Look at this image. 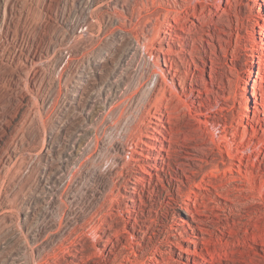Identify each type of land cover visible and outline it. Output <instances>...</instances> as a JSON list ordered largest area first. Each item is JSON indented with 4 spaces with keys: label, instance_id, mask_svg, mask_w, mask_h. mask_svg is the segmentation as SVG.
<instances>
[{
    "label": "rangeland",
    "instance_id": "374dc122",
    "mask_svg": "<svg viewBox=\"0 0 264 264\" xmlns=\"http://www.w3.org/2000/svg\"><path fill=\"white\" fill-rule=\"evenodd\" d=\"M131 1L127 2L130 9L135 0ZM211 1L197 9L220 11L215 7L219 0ZM160 2L167 5L173 0H159L157 7L151 4L150 12L144 11L140 18L141 26L158 12L163 16ZM112 7L111 0H0V67L5 72L0 74V108L7 110L4 117L11 122L8 127L0 123V142L10 139L3 145L4 151L0 145V264H264V43L260 39L264 37V0L256 4L254 0H234L233 6L217 17V25L200 27L199 35L208 30L215 35L211 39L204 35L207 32L203 34L217 48L208 41L197 43L205 49L201 53L207 61L205 74L185 78L183 86L177 80L171 91L179 92L181 98L167 93L171 101L161 105L163 129L170 141L173 138L175 150L166 157L165 170L149 168L153 174L145 173L148 180L138 184L133 202L126 196L138 163L127 164L126 152L131 151V143L139 142L138 123L149 110L155 113L158 89L152 92L156 84L150 74L155 69L153 57H147L150 63L136 58L129 53L131 39L112 34L121 26L141 33L142 27L133 28L138 17L132 18L133 24L123 25L117 18L123 12L121 7L118 15ZM100 8L101 33L100 23L93 17ZM91 20L98 27L87 30ZM101 52L108 57L95 65ZM34 54L41 56V62L30 67L29 79L19 81L21 71L14 67ZM173 57V66L181 68L184 75L188 63L194 66L189 56ZM125 59L135 60L129 77H123L128 69ZM211 60L214 68L218 66L215 70L209 67ZM6 64L9 67L5 68ZM207 120L211 124H205ZM223 129L229 137L238 131L241 137L254 141L251 158L246 161L253 170V182L245 187L241 182L236 190L220 186L227 183L224 175H210L213 163L222 159L219 148L228 158L226 147L219 143L218 131ZM188 151L193 158L207 161L188 159ZM149 152L153 156L157 149ZM148 163L155 164L151 158ZM185 167L188 169L183 170ZM187 174L197 182L207 174L206 186L212 185L205 189L191 183L200 193L196 200L203 213L200 217L205 219L201 225L190 221L179 208L189 190Z\"/></svg>",
    "mask_w": 264,
    "mask_h": 264
},
{
    "label": "bare ground",
    "instance_id": "6f19581e",
    "mask_svg": "<svg viewBox=\"0 0 264 264\" xmlns=\"http://www.w3.org/2000/svg\"><path fill=\"white\" fill-rule=\"evenodd\" d=\"M129 0H111V4H112V8L116 10V14L117 12H119V7H121V14L118 15L117 18H120V21H121V24L123 25H127L128 23L131 24L132 23V18L135 16L138 17L137 19L138 22L134 24L133 28L134 30L138 29V27H142V30H141V33L138 34H135L133 33L132 31H130V27L128 29H125L123 26L121 27H118V30L116 31V33L114 32V29H113V32L112 34H115V37L116 36H122V37H126L127 39H131V41L133 42V46H130L129 47V44H128V47L130 49V52L132 55H134L136 58H140V59H148L147 57L149 58H152L151 60V64L153 62V65H155V69L152 73V77H151V80H155L156 79V84H155V88H153V91L152 92H155L156 89H158L157 93L155 94L156 95V101L155 103H158L157 106H156V111H154L155 113H151V110H147L148 112V115L145 114V116L143 117L142 115V121L141 123H138V126H139V142H135L131 143V147H129L131 149V151L129 152H126L127 153V157H128V163L127 164H133V163H138V168L136 169V173L134 176H135V181H132V184H130L128 186V192H127V196L129 198L130 201H135V196L133 194V192H136L135 190H137V187H138V184L142 181V180H146L147 179V176L146 174L148 175H152L153 173L150 171V167L158 170L160 172V170H165V167H164V162L166 160V157H168L169 155H171V151H174L173 150V144H172V141H173V138L170 139L167 138L165 136V130L163 128H166L165 126V123H164V118H163V113H162V110H161V105L163 103H165L167 100L171 101V98L167 96V93L171 91V89H173L172 87H176L177 86V80L179 83H183L184 80H186L185 78L187 77H196L198 76L199 74H205L206 72V68H207V61L206 59H204L205 57H203V55L201 54L203 50L200 49V47L197 45V43L199 42H204V41H208L209 43H211L210 39L209 38H205L203 36V34L205 32H207L206 34L204 35H208L211 39L215 38L214 34H212V32H210V30L208 31H205L203 34H198V32H200V27L202 26H210V24H215L217 25V17H220L221 18V15H222V12L223 11H227V8L228 7H232L233 6V1L234 0H226V7L224 6L223 7V3L225 2V0H219V3H217L215 5V7H217L218 9H220V11L218 10L217 13H215L212 9H209L210 12L208 11H204L205 7L203 8L204 10H198L197 9V6L199 4H203V2H207V1H210V0H173V2L170 4L168 3L167 5L164 3H159V9H163L164 12L162 13L163 16L161 15V13H159L158 11V14H157V17L155 18V22H153V18L154 16L152 15L153 18H147V22L145 23L144 26H141V17L143 16V12L144 11H149L151 9V4L152 6H156L157 7V4H158V1L159 0H135L134 3H133V0L131 1L133 3L130 4L132 5V8L130 9L129 8V5H128V2ZM212 1H216V0H212ZM211 1V2H212ZM255 1V4L257 3V1H261V0H254ZM110 2V1H109ZM222 2V3H221ZM105 3V2H104ZM209 3V2H208ZM109 5V3H108ZM111 6V5H110ZM203 6V5H202ZM102 7V5H101ZM6 8V7H5ZM111 8V7H110ZM157 8V9H158ZM107 10H109L107 8ZM156 10V9H155ZM192 10V11H191ZM162 11V10H161ZM107 12V11H106ZM106 12L104 14H106ZM113 12V11H112ZM150 12V11H149ZM147 12V13H149ZM153 12V10H152ZM6 13V12H5ZM4 13V15H5ZM103 13V12H102ZM114 13V12H113ZM108 14V13H107ZM153 14V13H152ZM116 15V16H117ZM144 15H147V14H144ZM148 15H151V14H148ZM108 16V15H106ZM115 16V15H114ZM113 16V17H114ZM115 16V17H116ZM224 16V15H223ZM5 17V16H4ZM18 17V16H17ZM93 17L96 18L97 22L100 23V26H99V33H101L102 31V27H101V17H102V14H101V8L99 11H95L93 13ZM110 17V16H109ZM6 18V17H5ZM36 18V17H35ZM145 18V16H144ZM110 19V18H109ZM146 19V18H145ZM7 20V19H6ZM115 20V19H113ZM135 20V19H133ZM144 20V19H143ZM9 21V20H8ZM110 21V20H109ZM117 21V19L115 20ZM114 21V22H115ZM20 22V21H19ZM119 23V20L117 21ZM134 23V21H133ZM132 23V24H133ZM42 24V23H41ZM113 24V23H112ZM144 24V22H143ZM87 25V24H86ZM117 25V24H116ZM115 25V26H116ZM85 26V24L83 25V27ZM108 26V25H107ZM119 26V25H118ZM151 26V27H150ZM29 27V26H28ZM87 27V28H86ZM85 28L87 30H92V29H95L96 27H98V24L94 22H88V25L86 26ZM219 27V26H218ZM217 27V28H218ZM79 29V28H78ZM85 29V30H86ZM116 29V28H115ZM132 29V28H131ZM147 29V30H145ZM202 29V28H201ZM81 30V28L79 29ZM84 30V31H85ZM104 30V29H103ZM218 30V29H217ZM225 30V29H224ZM30 31V30H29ZM83 32V31H82ZM96 32H97V29H96ZM105 32V31H104ZM39 33V32H38ZM78 33V32H77ZM225 33V32H224ZM108 34V33H106ZM220 34V33H219ZM105 36V35H104ZM114 36V35H112ZM111 36V38H112ZM220 36V35H219ZM77 37V36H76ZM98 37V36H96ZM95 37V38H96ZM84 38V37H83ZM104 38V37H103ZM106 38V37H105ZM104 38V39H105ZM117 38V37H116ZM125 38V40H127ZM189 38L191 39V41H189ZM77 39V38H76ZM75 39V40H76ZM113 39V38H112ZM222 39L219 38V40ZM263 43H264V37H261L260 38ZM94 40V39H93ZM97 40V38L95 39V41ZM119 40V38H118ZM121 40V38H120ZM119 40V41H120ZM124 39H122L121 41H123ZM227 40V39H226ZM84 41V40H83ZM89 41V40H88ZM106 41V40H105ZM109 41V39L107 40ZM118 41V43H120ZM86 42V41H85ZM92 42V41H91ZM102 42V41H100ZM104 42V40H103ZM110 42V41H109ZM108 42V43H109ZM113 42V41H112ZM111 42V43H112ZM97 43V42H96ZM99 43V42H98ZM106 43V42H105ZM110 43V44H111ZM115 43V42H114ZM112 43V45L114 44ZM129 43V42H128ZM131 43V42H130ZM87 44V43H86ZM109 44V45H110ZM212 45H214V49L217 48L215 46V44L212 42L211 43ZM82 45V43H81ZM84 45V44H83ZM102 45V44H101ZM116 45V43H115ZM177 45L179 46V48H177ZM98 46V45H97ZM106 46V45H105ZM114 46V45H113ZM80 47V46H79ZM78 47V48H79ZM85 47V45H84ZM94 47V46H93ZM110 47V46H109ZM115 47V46H114ZM73 48V47H72ZM77 48V50H78ZM91 48V47H90ZM95 48V47H94ZM100 48V47H99ZM113 48V47H112ZM111 48V49H112ZM80 49V48H79ZM83 49V48H82ZM81 49V50H82ZM85 49V48H84ZM114 49V48H113ZM79 50V51H81ZM87 50V49H86ZM93 50V49H92ZM91 50V51H92ZM104 50H106L104 48ZM145 50V51H144ZM223 50V49H222ZM72 51V49H71ZM84 51V50H83ZM90 51V50H89ZM100 51V49H99ZM129 51V50H128ZM207 51V50H206ZM214 51V50H213ZM217 51V50H216ZM104 52V51H103ZM98 53V57L96 56L95 58V61H94V64L95 65H98L100 64L101 62L103 63V61H106L107 57H108V54L107 53ZM108 52V51H106ZM215 52V51H214ZM84 53H86L84 51ZM95 53V52H94ZM216 53V52H215ZM7 54V53H6ZM111 54V53H110ZM128 54V53H127ZM77 55V54H76ZM90 55V54H89ZM94 55V54H93ZM177 56L179 55L180 57H184L187 59V56H189L193 62V65H191V63H188V71H186V75L182 74L181 72V68L179 67H174L173 66V62H174V57L173 56ZM84 56V55H83ZM95 56V55H94ZM79 57V56H78ZM81 57V56H80ZM85 57V56H84ZM91 57V56H90ZM110 57V56H109ZM113 57V56H112ZM75 58V57H74ZM77 58V57H76ZM124 58V57H123ZM129 58V57H127ZM81 59V58H80ZM85 59V58H84ZM88 59V57L86 58ZM200 59L202 63H200V61L198 60ZM215 59V58H214ZM1 60V59H0ZM41 56L40 55H37V54H34L32 57H30L29 55L26 57V58H23V59H20L19 62L17 63L15 70L18 71L20 70L21 71V74H19V81H22V80H27L29 79V76L31 75L30 74V67L33 66V65H37L39 62H41ZM79 60V59H77ZM82 60H83V57H82ZM126 60V59H125ZM130 60V59H129ZM132 60V59H131ZM150 63V59H148ZM88 60H86L87 62ZM122 61V60H121ZM147 61V60H146ZM145 61V63H146ZM177 61V60H176ZM212 64L209 66L211 68V70H215V67L214 68V60H211ZM82 62V61H81ZM125 62V61H124ZM131 62H134L135 63V60L131 61ZM130 61H127L125 63H127V72L123 75L126 76V77H129L130 75V72L131 70H133L131 68V66L134 64H132ZM138 62V60H137ZM142 62V61H141ZM187 62V61H186ZM189 62V61H188ZM216 62V61H215ZM258 62L260 63L261 61L258 60L256 61L255 60V63ZM85 63V62H84ZM91 63V62H89ZM123 63V64H125ZM170 63V64H169ZM87 64V63H86ZM177 64V63H176ZM90 65V64H89ZM136 65V64H135ZM140 65V64H139ZM149 65V64H148ZM147 65V66H148ZM138 66V65H137ZM143 66V65H142ZM177 66V65H175ZM179 66V65H178ZM9 67L8 64H6V67L7 68ZM133 67V66H132ZM151 67V66H150ZM149 67V68H150ZM32 68V67H31ZM134 68H137V67H134ZM145 68V67H144ZM153 69V67H151ZM151 69V70H152ZM6 70V69H5ZM12 70V69H11ZM210 70V71H211ZM2 71V72H1ZM4 69L0 67V74L3 73ZM19 71V72H20ZM142 71V70H141ZM146 72V70H144ZM143 71V72H144ZM148 71H150L148 69ZM10 71L8 70V73ZM85 72V71H84ZM135 72V71H134ZM213 72V71H212ZM5 73V72H4ZM3 73V75H4ZM7 73V72H6ZM12 73V72H11ZM16 73V72H15ZM140 73V72H139ZM148 73V72H147ZM146 73V74H147ZM251 73H255L254 70H251ZM30 74V75H29ZM132 74V73H131ZM81 75V74H79ZM120 75V74H119ZM86 76V75H84ZM114 76V79L113 81H115V75ZM142 76H145V75H142ZM203 76V75H202ZM82 77V75H81ZM122 77V76H121ZM132 77V76H131ZM149 77V76H148ZM147 77V78H148ZM210 77H213V75L211 74ZM222 77V76H221ZM1 80H2V77L0 76ZM4 78V77H3ZM83 78V77H82ZM137 78V77H136ZM150 78V77H149ZM146 79V78H145ZM189 79V78H188ZM201 79V78H200ZM214 79V78H213ZM124 81V83H126L125 79H122ZM121 80V81H122ZM198 80V79H197ZM203 80V79H202ZM35 81V80H34ZM118 81V80H116ZM120 81V82H121ZM122 81V82H123ZM130 81V80H129ZM147 81H150L149 79ZM146 81V82H147ZM212 81V79H211ZM26 82V81H25ZM145 82V81H144ZM143 82V83H144ZM248 85H253V82L251 79H249L248 81ZM262 82L264 83V79H262ZM0 83H2V81H0ZM24 83V81L22 82ZM112 83V81H111ZM114 83V82H113ZM119 83V82H118ZM130 83V82H129ZM152 83V81L150 82ZM178 83V84H179ZM187 83V81H186ZM213 83V82H212ZM117 84V83H116ZM120 84V83H119ZM145 84V83H144ZM148 84V83H147ZM200 84V83H199ZM202 84V83H201ZM25 85V83H24ZM36 85V84H35ZM111 85V84H110ZM113 85V84H112ZM129 85V84H128ZM127 85V86H128ZM159 85V87H158ZM203 85V84H202ZM2 85H0V88H1ZM120 86V85H119ZM126 86V87H127ZM168 86V88H167ZM183 86V84H182ZM208 86V85H207ZM206 86V88H207ZM23 87V86H22ZM114 87V86H113ZM125 87V89H126ZM170 87V89H169ZM205 87V86H203ZM107 88V87H106ZM124 88V87H123ZM128 88V87H127ZM184 88V87H183ZM192 88V87H191ZM112 89V88H111ZM123 89V90H125ZM134 89V88H133ZM150 89V87H149ZM205 89V88H204ZM26 90V89H25ZM106 90V89H105ZM109 89H107L108 91ZM116 90V89H115ZM152 90V89H151ZM187 90V89H186ZM193 90H195L193 88ZM203 90V89H202ZM207 90V89H206ZM209 90V89H208ZM215 92H218L216 91V89H214ZM246 90L248 91L249 90V87H246ZM101 91V90H100ZM104 91V89H103ZM111 91V90H110ZM120 91L121 93L124 92L121 90L120 88ZM192 91V89H191ZM213 91V90H212ZM28 92V91H26ZM31 92V91H30ZM116 92V91H115ZM114 92V93H115ZM127 92V90H126ZM184 92V91H183ZM188 92V91H187ZM190 92V91H189ZM195 92V91H194ZM201 92V91H200ZM209 92V91H208ZM105 93V92H104ZM109 93V92H108ZM107 93V95H108ZM111 93V92H110ZM151 93V92H150ZM171 93H173L171 91ZM179 92L174 91V95L176 94L179 98H181L180 94H178ZM199 93V92H198ZM207 93V92H206ZM212 93V92H210ZM214 93V92H213ZM23 94V92H22ZM78 94V93H77ZM112 94V93H111ZM117 94V93H116ZM130 94V93H129ZM170 94V93H169ZM172 94V95H173ZM182 94V93H181ZM185 94V93H184ZM20 95V94H19ZM121 96V94H119ZM124 95V94H123ZM153 95V93H152ZM249 95V94H248ZM1 96V95H0ZM27 97V95H25ZM116 96V95H114ZM125 96V95H124ZM154 96V95H153ZM171 96V94H170ZM183 96V95H182ZM185 96V95H184ZM189 96V95H188ZM195 96V95H194ZM193 96V98H194ZM23 97V96H22ZM108 97V96H107ZM113 97V96H111ZM117 97H118V94H117ZM116 97V98H117ZM131 97V96H130ZM151 97V96H150ZM248 97V96H247ZM110 98V97H109ZM120 98V97H119ZM129 98V97H128ZM217 98V97H216ZM225 98V97H224ZM3 99V98H2ZM151 99V98H150ZM177 99V98H175ZM226 99V98H225ZM30 100V99H29ZM109 100V99H108ZM113 100V99H111ZM110 100V101H111ZM166 100V101H165ZM178 100V99H177ZM182 99H180L181 101ZM232 100V99H231ZM124 101V100H122ZM147 101V100H146ZM151 101V100H150ZM155 101V100H154ZM165 101V102H164ZM26 102V100H25ZM168 102V101H167ZM166 102V103H167ZM179 102V101H177ZM187 102V101H186ZM212 102V101H211ZM22 103V102H21ZM20 103V104H21ZM109 103V102H108ZM113 103V102H112ZM122 103V102H121ZM151 103V102H150ZM153 103V102H152ZM190 103V102H189ZM23 104V103H22ZM26 104V103H25ZM23 104V105H25ZM31 104V103H30ZM30 104L28 106H30ZM104 104V102L102 103ZM118 104V103H117ZM149 104V103H148ZM176 104V103H175ZM26 105V106H27ZM106 105V104H105ZM104 105V106H105ZM111 105V103H110ZM119 105L120 102H119ZM150 105V104H149ZM153 105V104H152ZM151 105V107H152ZM156 105V104H155ZM183 105V104H182ZM185 105V103H184ZM188 105V103H187ZM190 105V104H189ZM196 105V104H195ZM2 106V105H0ZM21 106V105H20ZM27 106V107H28ZM108 106V105H107ZM114 106V104H113ZM122 106V105H121ZM120 106V107H121ZM163 106V105H162ZM168 106V104H167ZM172 106V105H171ZM191 106V105H190ZM22 107V106H21ZM26 107V108H27ZM112 108V105L110 106ZM109 107V108H110ZM116 107V106H115ZM119 108V106H117ZM124 107V106H123ZM151 107H149L151 109ZM192 107V106H191ZM195 107V106H194ZM5 108V107H4ZM20 108V107H19ZM25 108V106H24ZM105 108V107H104ZM108 108V107H106ZM153 108H155V106H153ZM30 109V108H29ZM114 109V107H113ZM28 109H26L27 111ZM103 110V109H101ZM106 110V109H105ZM117 110V109H116ZM155 110V109H154ZM211 110V109H210ZM100 111V110H99ZM107 111V110H106ZM115 111V110H114ZM120 111V110H119ZM146 111V110H145ZM23 112V110H22ZM104 112V110H103ZM111 112V110L109 109V113ZM118 112V111H117ZM7 110L3 109V107L0 108V123L2 124H5L7 125V127L9 126V124L11 122H9L8 124V121L6 118L7 117H4L6 114H7ZM102 113V111H101ZM116 113V112H115ZM199 113V112H198ZM201 113V112H200ZM25 113H23L24 115ZM93 114V113H92ZM100 114V113H99ZM106 114V112H105ZM108 114V113H107ZM202 114V113H201ZM26 115V114H25ZM101 115V114H100ZM115 115V114H114ZM165 115V113H164ZM90 116V115H89ZM107 115H104L103 117H105ZM110 116V115H109ZM113 116V115H112ZM192 116V115H191ZM234 116V115H233ZM14 117V116H12ZM9 118V117H8ZM198 118V117H197ZM107 119V118H106ZM141 119V118H140ZM155 119V120H153ZM104 120V119H103ZM13 121V120H12ZM45 121V120H44ZM102 121V120H101ZM139 121V120H138ZM200 121V120H199ZM28 122V121H27ZM93 122V120H92ZM96 122V121H95ZM202 122V121H200ZM94 123V122H93ZM92 123V124H93ZM205 124H208L210 122L207 121H204ZM98 124V123H97ZM96 124V127H98ZM137 124V123H136ZM135 124V125H136ZM199 124V123H198ZM211 124V123H210ZM90 125V124H89ZM95 125V124H94ZM99 125V124H98ZM91 126V125H90ZM113 126V125H112ZM137 126V127H138ZM201 126V125H200ZM214 126V125H213ZM220 126V125H219ZM15 127V126H14ZM100 127V125H99ZM131 127V126H130ZM135 127V126H133ZM168 127V126H167ZM218 127V126H217ZM2 128V127H1ZM22 128V127H21ZM90 128V127H89ZM94 128V127H93ZM200 128V127H199ZM220 128V127H219ZM227 128V127H226ZM9 129V128H8ZM40 129V128H39ZM101 129V128H100ZM134 129V128H133ZM132 129V130H133ZM137 129V128H135ZM202 129V128H201ZM213 129V128H212ZM7 130V129H5ZM89 130V129H88ZM168 130V129H167ZM171 130V129H170ZM227 129H223V130H219L218 131V137H219V143L224 145L226 147V153L228 155V158L225 157V151L222 149V148H219V152L221 153L222 155V159L221 161L217 163H213L212 165V168H211V171H210V175L212 176H215V177H219L220 175H224L225 178H227V183L225 184H222L220 185L222 188L226 189L227 191H229L230 188H233V189H239L238 186H240V183L243 182V187H245L244 185L245 184H251L253 182V176H252V169H250V166L249 164L246 162L248 159L251 158V155L253 152V145H254V141H252L251 139H247L246 137H241L238 133V131L234 132L232 131V136L229 137L227 134ZM91 131V130H89ZM131 131V130H130ZM180 131V130H179ZM212 131V130H211ZM217 131V130H216ZM15 132V131H14ZM135 132L134 130L131 132L133 133ZM138 132V131H136ZM169 132V131H168ZM161 134L163 137H159L157 134ZM134 134V133H133ZM0 135H1V132H0ZM187 135V134H186ZM256 135V134H255ZM10 136V135H9ZM12 136V135H11ZM10 136V137H11ZM16 136V135H15ZM89 136V135H88ZM179 136V135H178ZM17 137V136H16ZM136 137V136H135ZM240 137V139H239ZM187 138V137H186ZM2 139V138H1ZM240 141H239V140ZM153 140H157L160 145H155ZM182 140V139H181ZM13 141V140H12ZM20 141V140H19ZM180 141V140H179ZM8 142H10V139L9 141L7 140H2V143L0 142V145L3 147V145H8ZM174 143V142H173ZM264 143V142H262ZM19 144V143H18ZM15 145V144H14ZM130 145V144H129ZM0 146V147H1ZM10 146V144H9ZM127 146V145H126ZM128 147V146H127ZM125 147V148H127ZM196 147V146H195ZM200 146H197V148H199ZM10 148V147H9ZM121 148V147H120ZM4 151V147L2 148ZM8 149V148H7ZM151 149H157V152H154L153 156H151L152 154H150L149 150ZM245 149H248V153H245ZM8 151V150H7ZM128 151V150H127ZM119 152L122 154L124 152V149L122 148L121 150H119ZM5 153V152H4ZM84 153V152H83ZM82 153V154H83ZM10 154V153H9ZM8 154V155H9ZM120 154V156H122ZM125 154V153H124ZM166 154V155H165ZM192 152L188 151L187 152V158L190 159V158H193L192 157ZM194 154V153H193ZM207 154V153H206ZM6 155V154H5ZM172 155H175V154H172ZM3 156V155H2ZM118 156V155H117ZM7 157V155H6ZM9 157V156H8ZM93 157V156H92ZM125 157V156H123ZM121 157V158H123ZM170 157V156H169ZM196 157V156H195ZM2 158V157H1ZM4 158V157H3ZM12 158V157H11ZM10 158V159H11ZM21 158H25V157H21ZM90 158V157H89ZM149 158L153 159L155 164H150L148 163V160ZM125 159V158H124ZM193 159H198V160H201L203 162L207 161L205 160L203 157H196V158H193ZM5 160V159H4ZM7 162H8V159L6 158ZM16 160V159H15ZM14 160V161H15ZM2 160H0V163H1ZM124 161V160H123ZM122 161V162H123ZM249 161V160H248ZM6 162V163H7ZM16 162V161H15ZM14 162V163H15ZM126 162V161H125ZM5 163V162H4ZM5 163V164H6ZM12 163L11 161V164H14ZM82 163V162H81ZM181 163L185 164V165H189L188 162H182L181 160ZM10 164V163H9ZM8 164V166H9ZM126 164V163H125ZM124 164V165H125ZM169 164V163H168ZM221 164L224 165V169L221 168ZM1 165V164H0ZM202 168L204 167L203 163L202 164H199ZM4 166V165H3ZM7 166V167H8ZM12 166V165H10ZM22 167V166H21ZM125 167V166H124ZM130 167V166H129ZM9 168V167H8ZM7 168V169H8ZM1 169V168H0ZM4 169H6V166L4 167ZM11 169V168H10ZM13 169V168H12ZM11 169V170H12ZM125 169V168H124ZM188 168L185 167L183 170H187ZM3 170V169H2ZM7 171V170H6ZM22 171V170H21ZM25 171V170H24ZM122 172V171H121ZM158 172V174H159ZM192 172V171H191ZM197 172V171H196ZM9 173V172H8ZM18 173V172H17ZM146 173V174H145ZM194 173V172H192ZM5 175V174H4ZM7 175V174H6ZM207 175V174H206ZM206 175L205 176H202L201 180L200 181H195V178L192 174H187V178H188V183H189V190L187 192V198H184L181 202H180V210H182L183 213H185L188 218L190 217V221L192 220L193 222H195L196 224L198 225H201L205 222V219H203L202 217H200V215H203V213L200 212L199 210V206L197 204V200L198 199L197 197L200 195V193H197L196 191L193 190L191 183L197 185L198 187L200 188H205V189H210L208 188L207 185V179H206ZM8 176V175H7ZM150 177V176H149ZM2 178V177H1ZM5 178V177H4ZM133 178V177H132ZM181 178V177H180ZM178 177V180L184 184V185H187L183 178L180 179ZM148 180V179H147ZM177 180V178H176ZM5 181V180H3ZM130 181V180H129ZM131 182V181H130ZM233 183L231 185L233 186H230V183ZM4 183V182H3ZM180 183V184H181ZM128 184V183H127ZM141 184V183H140ZM139 184V185H140ZM3 185V184H2ZM217 185V184H216ZM216 185H213V187L215 189L218 188V186ZM212 186V185H211ZM2 188V187H1ZM126 188H127V185H126ZM192 188V189H191ZM139 189V188H138ZM233 189H230V190H233ZM127 191V190H126ZM209 191V190H208ZM192 192H195L196 193V196L193 197L192 196ZM50 193V192H49ZM114 194V193H113ZM224 194V193H223ZM3 196V195H2ZM52 196V195H51ZM202 196V195H201ZM228 196V195H227ZM200 197V196H199ZM1 201V200H0ZM117 203V202H116ZM3 218V217H2ZM96 232V231H95ZM97 234V233H96ZM95 234V235H96ZM96 237V236H95ZM135 237V236H134ZM155 260H158V259H155ZM206 260V259H205Z\"/></svg>",
    "mask_w": 264,
    "mask_h": 264
}]
</instances>
